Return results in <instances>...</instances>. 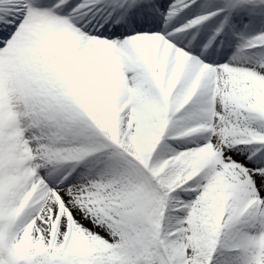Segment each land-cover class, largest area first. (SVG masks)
I'll return each mask as SVG.
<instances>
[{
    "label": "snow or ice",
    "instance_id": "6c2138e0",
    "mask_svg": "<svg viewBox=\"0 0 264 264\" xmlns=\"http://www.w3.org/2000/svg\"><path fill=\"white\" fill-rule=\"evenodd\" d=\"M0 264H264V0H0Z\"/></svg>",
    "mask_w": 264,
    "mask_h": 264
}]
</instances>
